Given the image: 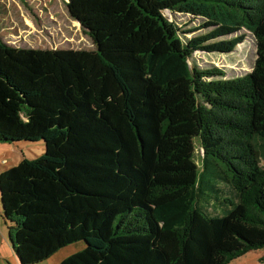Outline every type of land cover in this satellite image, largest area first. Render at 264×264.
I'll return each instance as SVG.
<instances>
[{"label":"trees","instance_id":"1","mask_svg":"<svg viewBox=\"0 0 264 264\" xmlns=\"http://www.w3.org/2000/svg\"><path fill=\"white\" fill-rule=\"evenodd\" d=\"M66 6L95 50L0 38V142L45 146L0 169L18 263L81 240L59 264H227L264 249V0ZM164 11L202 22L184 29ZM248 35L255 59L244 75L189 62ZM205 186L206 204L230 206L225 214L201 204Z\"/></svg>","mask_w":264,"mask_h":264},{"label":"rangeland","instance_id":"2","mask_svg":"<svg viewBox=\"0 0 264 264\" xmlns=\"http://www.w3.org/2000/svg\"><path fill=\"white\" fill-rule=\"evenodd\" d=\"M164 15L184 29H193L202 22V19L190 15L171 14L168 11H164ZM201 31L203 30L189 32L187 37ZM0 38L7 43L37 49L95 50L96 48L91 37L71 18L65 0H0ZM254 59V40L248 35L233 52L228 54L195 52L189 62L190 64L195 62L202 68L211 66L221 68L225 71L226 78H232L248 73ZM44 152L45 146L42 140L5 143L2 146L0 144V165L4 163L5 167H11L18 164L22 158L33 159ZM202 153L199 145L196 144L195 161L199 167L201 166L199 156ZM260 165L264 167V159L260 160ZM203 192L205 194L200 202L204 207H208L211 213L214 211L223 215L230 208L219 203H215V208L208 206L206 203L212 192L207 186ZM1 215L0 202V223L2 222L0 229L3 230L1 231L3 235L0 233V264H19L17 259L16 261L13 259L12 253L15 252L9 237V229ZM84 247L85 242L82 240L69 244L50 258L36 264H59L65 257ZM227 264H264V249L251 250Z\"/></svg>","mask_w":264,"mask_h":264},{"label":"crops","instance_id":"3","mask_svg":"<svg viewBox=\"0 0 264 264\" xmlns=\"http://www.w3.org/2000/svg\"><path fill=\"white\" fill-rule=\"evenodd\" d=\"M0 144H1V146H2V145L5 144V143L0 142ZM4 165H5L4 163H3L2 166L0 165V167H1L0 169H6V168H9V167H10V166H9V167H5ZM0 224H2V222H1ZM1 231H3V230L0 229V233L3 235V232H1ZM12 251H13V250H12ZM12 254H14V255H13V259H14V261H16L15 253H12Z\"/></svg>","mask_w":264,"mask_h":264},{"label":"water","instance_id":"4","mask_svg":"<svg viewBox=\"0 0 264 264\" xmlns=\"http://www.w3.org/2000/svg\"><path fill=\"white\" fill-rule=\"evenodd\" d=\"M66 2H67V0H65ZM67 9H68V7H67ZM68 12H69V9H68ZM69 14H70V12H69ZM70 16H71V14H70ZM72 18V17H71ZM73 19V18H72ZM77 23H79L78 22V20H75ZM80 24V23H79Z\"/></svg>","mask_w":264,"mask_h":264}]
</instances>
